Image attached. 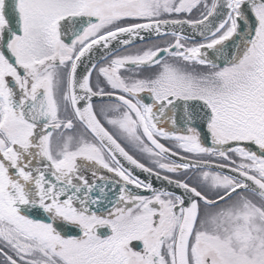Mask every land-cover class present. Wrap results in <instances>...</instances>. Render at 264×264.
Instances as JSON below:
<instances>
[{"label": "snow or ice", "instance_id": "6c2138e0", "mask_svg": "<svg viewBox=\"0 0 264 264\" xmlns=\"http://www.w3.org/2000/svg\"><path fill=\"white\" fill-rule=\"evenodd\" d=\"M0 264H264V0H0Z\"/></svg>", "mask_w": 264, "mask_h": 264}]
</instances>
